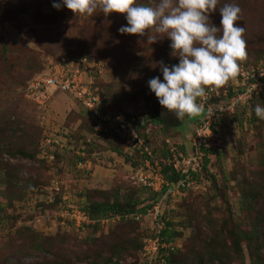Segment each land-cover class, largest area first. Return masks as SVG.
I'll list each match as a JSON object with an SVG mask.
<instances>
[{"label": "rangeland", "instance_id": "1", "mask_svg": "<svg viewBox=\"0 0 264 264\" xmlns=\"http://www.w3.org/2000/svg\"><path fill=\"white\" fill-rule=\"evenodd\" d=\"M52 2L0 0V264H158L145 254V241L151 240L155 227L151 215L136 221L121 216L126 222L113 225L119 217L91 229L76 226L60 213L62 205L83 209L91 202L114 199L123 206L128 202L142 207L157 190L137 186L129 173L120 171L107 182L104 174L90 177L92 165L107 160L108 149L128 158L120 139L112 140L109 133L94 134L91 115L75 100L83 111L71 108L63 122L72 131V142L62 149L52 147L53 152L47 150L52 159L42 155L45 111L35 110L24 96V86L50 61L80 55L99 60L103 73L95 83L107 108L141 120L145 127L150 112L162 120L161 124L152 121L151 135L144 137L159 159L165 156L163 138L187 145L189 125L196 119L186 117L187 125L175 128L174 114L162 110L147 87L150 78L160 75L156 62L170 66L178 61L169 55L167 39L149 43L153 32L147 37L118 34L117 29L125 24L121 14L75 17L65 8L53 9ZM137 2L153 4L155 0ZM226 3L240 8L235 23L244 29L246 56L238 61L239 67L253 60L264 64V0H218L217 9ZM210 19L219 26L218 10ZM258 98L235 111L248 112L246 124L236 123L232 115L229 126L234 136L226 147H222L220 133H215L218 146L211 144L214 152L210 154L215 155L207 167L212 172L201 175V185L183 195L158 194L165 198L170 240L178 245L170 264H264V121L260 123L252 112L264 100ZM34 133L38 135L36 147L27 146L35 143ZM20 150L33 156L22 157ZM65 151L71 159L67 164ZM79 157L90 164L78 165ZM132 158L139 161L142 156L136 152Z\"/></svg>", "mask_w": 264, "mask_h": 264}, {"label": "built area", "instance_id": "2", "mask_svg": "<svg viewBox=\"0 0 264 264\" xmlns=\"http://www.w3.org/2000/svg\"><path fill=\"white\" fill-rule=\"evenodd\" d=\"M102 73L103 68L99 60L90 59L85 55L70 56L57 63L46 65L43 71L31 75L25 82L24 96L35 105L38 111L46 110L55 91L63 92L73 98L94 120L96 130L94 134L96 132L101 136L113 133L121 138L123 153L128 157L126 162L130 166L129 177L132 182L142 185L147 190H157L156 192L164 195H183L195 186L201 185L198 174L202 170L205 157L208 156L206 149H214L211 144L218 146L215 133H220L217 129L222 118L225 115H233L238 107L249 104L259 96L264 99V68L261 61L254 66H240L236 77L226 83L223 88L206 93L202 100H197L203 111L200 113V118L192 124L187 145L170 141L165 137L163 138L165 156L156 159L155 153H152V149L144 143V138L134 128L136 124L142 125V121L138 119L136 121L132 117L129 119L125 113L115 112L104 106L100 88L95 83V78ZM209 110L215 111L210 119L207 116ZM150 129L148 125L145 132L149 134ZM69 139L70 131L66 126L61 125L54 132L46 133L44 139L41 140L40 151L42 155H47L49 159H52V154L47 153V150L53 152L52 147L54 150L66 147ZM87 141H90L89 136ZM136 152L142 156L139 161L131 159V155ZM81 163L90 164L88 160L77 162L78 165ZM164 168H169L179 174L178 180L167 181ZM163 202L165 198L159 196L156 200L150 201V205L143 213L136 210L122 215L126 218H133L135 221L149 215L152 216L155 227L152 228L154 230L151 240L145 241L147 245L145 254H150V260L156 258L158 264L164 263L163 255H166L168 249H172L170 242L165 241L161 233L166 221L164 217L166 206ZM60 209V213L63 212L68 216L76 226L82 224V226L89 227L97 222L103 223L121 217L119 213H115L96 220L90 218L84 209L65 208L64 205Z\"/></svg>", "mask_w": 264, "mask_h": 264}, {"label": "clouds", "instance_id": "3", "mask_svg": "<svg viewBox=\"0 0 264 264\" xmlns=\"http://www.w3.org/2000/svg\"><path fill=\"white\" fill-rule=\"evenodd\" d=\"M217 2L155 0L153 4H141L137 0H53L51 7L55 10L65 8L75 17H91L96 12L104 17L112 13L121 14L125 24L117 29L118 34L147 37L149 32H153L155 35L150 38V44L167 39L169 55L178 62L170 66L162 61L156 62L160 75L150 78L147 87L162 110L174 114L184 123L186 117L198 116L203 111L198 99L202 100L206 93L236 77L238 61L246 56L242 38L244 29L235 23L239 19V6L226 3L217 9ZM214 10L219 13V26L210 19ZM46 65L37 72L43 71ZM55 93L63 92L55 91L51 98ZM252 112L264 121V104H256ZM214 113V110H209L208 119ZM193 122L189 125V132ZM168 242L172 249L167 252L171 253L178 245L171 240ZM167 252L168 256L170 253ZM165 262L164 259L163 264Z\"/></svg>", "mask_w": 264, "mask_h": 264}, {"label": "crops", "instance_id": "4", "mask_svg": "<svg viewBox=\"0 0 264 264\" xmlns=\"http://www.w3.org/2000/svg\"><path fill=\"white\" fill-rule=\"evenodd\" d=\"M71 108H73L72 110L74 112L80 111L79 106H77L76 102L73 99H71L69 96H67V95H65L63 93H55L53 95V97L50 99L48 107L46 108V110L44 112L45 115H46V116L44 115V118H45L44 119V124H45V128H46L47 132H54L61 125L68 127L63 122H64V119H65V116L67 115V112ZM81 111H83V110L81 109ZM247 114H248V112L241 108L239 111L234 113L233 119H236V123H239V124L240 123H244V124H246V122L248 120L247 119ZM231 118H232V115H225L222 118V120L220 121L219 131H220V135L222 137L221 140L223 141L222 142V147H226V142H228L229 137L234 136L233 128H230V126H229ZM250 121L254 125L256 124V121H252V120H250ZM183 122L184 123H183L182 126L185 127L187 125L186 119H184ZM260 123H261V121H260ZM241 125H243V124H241ZM257 125L258 124H256L255 127ZM182 126L180 125V127H182ZM262 127H263V131H264V124H263ZM69 131H70V135H71L72 131L70 129H69ZM236 133H238L236 136H238L240 134L238 127L236 129ZM107 140L109 142L108 144L110 145L109 138H107ZM71 142L72 141L70 139L69 143H71ZM111 145L114 147L112 142H111ZM78 146H79V144H78ZM47 148H49V150H50L49 146H47ZM114 148H116V147H114ZM227 149H228V147H227ZM66 151H65L66 158H65L64 164H67V162L70 163L68 160L71 161V159H69L70 155ZM79 153L81 154L80 156L83 155V151H80ZM229 154H230V151H229ZM105 155H106V159L107 160H104L103 162H101L99 164L92 165V167L90 169L91 172L89 174L90 177H92L93 173H95V174L98 173V174H101V175L104 174L105 177L103 178V180L105 182H107V181H111L112 180L111 179L112 176L114 177L115 174H118L119 171H120L119 173H129L130 166L127 164V162H125V160L121 156H118L116 154V149H114V150H109L108 149L106 151ZM214 155L215 154H210L209 155L210 156V157H208L209 164L213 160L212 158L214 157ZM109 156H110V158H109ZM92 158H93V156H92ZM79 161H82V159H80V157L78 158V162ZM209 170H211V168ZM112 173H115V174L112 175Z\"/></svg>", "mask_w": 264, "mask_h": 264}, {"label": "trees", "instance_id": "5", "mask_svg": "<svg viewBox=\"0 0 264 264\" xmlns=\"http://www.w3.org/2000/svg\"><path fill=\"white\" fill-rule=\"evenodd\" d=\"M258 61H260V60H258ZM258 61H255V60H253V61H250V62H247V63H243V65L246 67V66H249V65H251V66H254V64H256ZM58 62V61H57ZM262 63V66H263V68H264V64H263V62H261ZM263 80H264V76H263ZM100 94L103 96V104L105 105V98H104V95H103V92H102V90L100 89ZM70 97V96H69ZM260 97V96H259ZM71 98V97H70ZM71 99H73V98H71ZM257 99V98H256ZM74 100V99H73ZM255 100V99H254ZM258 100H259V98H258ZM262 104H264V100H263V102H262ZM34 105V104H33ZM106 106V105H105ZM35 107V106H34ZM112 109V108H111ZM113 110V109H112ZM116 112V111H115ZM154 115H156V114H152L151 112L149 113V117H147V121H145V122H148L147 124L151 127V122L152 121H156V122H159L160 124L161 123H163L162 122V120L161 119H159V117L158 116H154ZM127 116V115H126ZM128 118H129V116H127ZM200 118V115H198V116H196V119L195 120H198ZM130 119V118H129ZM145 119V118H144ZM179 121V122H178ZM182 124V122L180 121V120H177V121H174V127L175 128H178V127H180V125ZM146 125V124H145ZM153 125V124H152ZM147 127V126H146ZM145 126H144V123H143V125H138V124H136L135 126H134V128H135V130H136V132L140 135V136H143V138L145 137V138H148V137H150V135L151 134H148V133H146L145 132V128H146ZM158 128H159V126H158ZM151 131H152V128H151ZM109 136H110V138L112 139V140H121V138H119L117 135H115V134H113V133H109ZM117 138V139H116ZM32 139H33V141L34 140H36L35 141V143L33 144V145H28L27 143H26V145L27 146H35L36 147V143H37V140H38V135L36 134V133H34V135L32 136ZM122 141V140H121ZM110 144H111V141H110ZM183 144V143H182ZM181 147H183V145L181 146ZM39 149V148H38ZM40 151V150H39ZM214 152V149H206V153L209 155L210 153H213ZM19 155L20 156H22V157H26V158H31L32 156H33V153L32 154H29V153H25L24 151H21L20 150V152H19ZM128 158V157H127ZM128 160V159H127ZM126 160V161H127ZM210 165H211V163H210ZM209 166V160H208V156H206L205 157V159H204V165L202 166V170H201V172H199V177H201V175L203 174V173H206V174H208L209 172H212V171H210L209 170V168H207ZM168 170H170L169 168H164L163 169V171H164V176H165V179L167 180V181H169V182H173V181H176V180H178V178L180 177V175L179 174H176L175 172H173L172 170H170V171H168ZM209 171V172H208ZM137 186H139V187H143L142 185H137ZM144 188V187H143ZM158 194H159V192H155L154 193V196H153V198H152V200L154 201V200H156L157 198H158ZM128 200H129V198H128ZM151 200V201H152ZM135 205V204H134ZM134 205H132L131 203H128L127 202V205H125V206H123V205H121L120 203H118V201H117V199H114V200H112L111 202H109V203H99V202H91L90 204H89V206H87V207H83V209L85 210V212L88 214V216L90 217V218H92V219H96V220H98V219H101V218H103V217H105V216H108V215H112V214H115V213H119V215H123V214H125V213H129V212H132V211H139V212H144L145 211V209H146V207H148L149 205H150V203H148L147 205H142V207H138V204L135 206V208L134 207H132V206H134ZM121 220L120 221H117L115 224H113V225H117V224H119V223H123V222H126V221H124L123 219H122V217L120 218ZM98 223V222H97ZM97 223H94V224H92V225H90L89 227H91V229H95V228H97L98 227V224ZM169 221L168 220H166L165 222H164V229L161 231V233H162V235L164 236V240L165 241H169L170 239H171V227H170V225H169ZM174 252V251H173ZM173 252H171L168 256L166 255V257H164V255H163V258L166 260V264H170V259H171V255H172V253ZM195 264H202L201 263V261H200V263L197 261Z\"/></svg>", "mask_w": 264, "mask_h": 264}]
</instances>
